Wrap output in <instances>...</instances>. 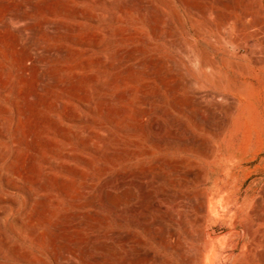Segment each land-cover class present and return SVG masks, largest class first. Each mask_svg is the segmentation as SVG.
Listing matches in <instances>:
<instances>
[{
	"label": "rangeland",
	"instance_id": "rangeland-1",
	"mask_svg": "<svg viewBox=\"0 0 264 264\" xmlns=\"http://www.w3.org/2000/svg\"><path fill=\"white\" fill-rule=\"evenodd\" d=\"M263 263L264 0H0V264Z\"/></svg>",
	"mask_w": 264,
	"mask_h": 264
},
{
	"label": "bare ground",
	"instance_id": "bare-ground-1",
	"mask_svg": "<svg viewBox=\"0 0 264 264\" xmlns=\"http://www.w3.org/2000/svg\"><path fill=\"white\" fill-rule=\"evenodd\" d=\"M259 221V220H258ZM259 257V256H258ZM264 264V263H263Z\"/></svg>",
	"mask_w": 264,
	"mask_h": 264
}]
</instances>
